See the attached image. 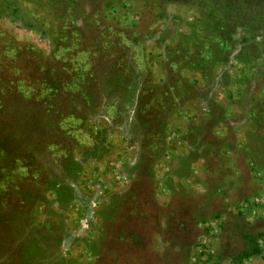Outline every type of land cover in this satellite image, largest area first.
<instances>
[{
  "label": "rangeland",
  "instance_id": "1",
  "mask_svg": "<svg viewBox=\"0 0 264 264\" xmlns=\"http://www.w3.org/2000/svg\"><path fill=\"white\" fill-rule=\"evenodd\" d=\"M230 2L0 0V264H264V19Z\"/></svg>",
  "mask_w": 264,
  "mask_h": 264
},
{
  "label": "trees",
  "instance_id": "2",
  "mask_svg": "<svg viewBox=\"0 0 264 264\" xmlns=\"http://www.w3.org/2000/svg\"><path fill=\"white\" fill-rule=\"evenodd\" d=\"M67 1H70V0H67ZM235 1L239 2L240 4L248 3V5L250 6V9L253 12L255 11L256 13L260 14V15H256V16H259L258 19L259 20L264 19V0H235ZM225 2H227L228 5H231L230 4L231 3L230 0H225ZM262 21L264 22V20H262ZM128 56H130V58H132V59L134 58L133 54H131V53H128ZM137 74H139V73H137ZM54 89L55 88H53V89L51 88L50 95L53 94V96H55L56 92H54ZM49 90H50V88H49ZM84 91L85 90L82 87H79L76 92L80 96H84L87 93V92H84ZM44 99L47 100L46 105H47L48 108L51 107V106L53 107L54 104L52 103V101H54L55 103L56 102L58 103L57 100H49L48 97H44ZM88 104H90V99H88L86 97V98H84L83 103H80L79 108L80 109H87V108H89V107H87ZM78 117H82V116H78ZM260 237H263V241H264V234L260 233V234L254 235V236L251 235V234L246 235L245 238L248 241V243H247V246L241 251L240 254L245 256V257H250L252 255L260 253L261 252V248H260L261 245L259 243L260 242V240H259Z\"/></svg>",
  "mask_w": 264,
  "mask_h": 264
}]
</instances>
